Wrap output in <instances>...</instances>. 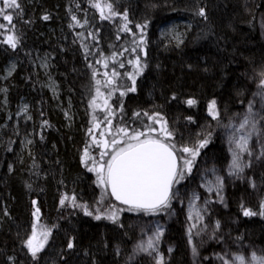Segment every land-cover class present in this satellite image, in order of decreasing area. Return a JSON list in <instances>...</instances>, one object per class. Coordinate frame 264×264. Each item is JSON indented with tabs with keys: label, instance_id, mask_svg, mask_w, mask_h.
Masks as SVG:
<instances>
[{
	"label": "trees",
	"instance_id": "1",
	"mask_svg": "<svg viewBox=\"0 0 264 264\" xmlns=\"http://www.w3.org/2000/svg\"><path fill=\"white\" fill-rule=\"evenodd\" d=\"M18 3L19 9H10L0 2L13 16L9 24L0 15L6 25L0 28V264H152L135 259L137 230L127 219L128 210L143 211L115 203L84 164L96 100L120 110V121L112 119L117 126L174 144L179 157L180 148L207 141L205 155L225 169L222 133L249 109L247 103L257 108L249 81L264 80V0ZM109 3L118 15H109ZM201 8L206 16L197 14ZM168 24H177L182 42L163 36ZM9 35L18 39L15 48L6 42ZM137 59L142 71L133 84L129 75L136 73ZM212 101L219 118L211 116ZM24 106L27 113L20 116ZM261 109L264 116V103ZM165 128L171 137L161 133ZM263 166L258 199L247 185L226 193L218 240L230 255L264 252ZM99 201L102 211L123 215H97ZM244 209L257 214L245 216ZM38 223L50 234L34 258L26 242ZM168 229L176 249L164 264H193L183 227ZM216 239L209 234L206 242Z\"/></svg>",
	"mask_w": 264,
	"mask_h": 264
},
{
	"label": "rangeland",
	"instance_id": "2",
	"mask_svg": "<svg viewBox=\"0 0 264 264\" xmlns=\"http://www.w3.org/2000/svg\"><path fill=\"white\" fill-rule=\"evenodd\" d=\"M261 26L264 37V18L261 19ZM161 32L163 36H170L179 41V43L182 42L177 24H168ZM41 64L47 70V64ZM134 67L136 73L130 74V78H137L140 75L141 63L139 62V66H137V63H134ZM12 70V68L9 69L8 75L12 73ZM49 82L50 90L56 94L55 82L51 79ZM262 82H258L256 78L249 81L252 87L251 93L254 92L253 97L257 102V108H251V102L247 103L249 109L244 111L240 119L230 122L222 133L221 146L225 149V153H227L225 169L221 167L220 164L222 162H219L216 157L211 156V158L205 155V147H200V143L195 144L191 148L198 151V155L194 160H192L189 153L179 152L180 171L183 170V161L185 159L192 160V168L190 173H185L184 178L179 183H176L174 193L178 191L179 195L174 196L169 208L150 213L131 212L128 210L130 216L128 215L127 219L132 220V225L137 230V236L133 246L135 259L143 258L149 260L152 264H160V257L162 256L164 264L176 249L173 243H169V238L167 237L169 232L168 227L170 225L183 227L189 242V252H191V262L193 264H225V261H227V264H239L236 257L241 256L244 258L245 264H258V261L253 258V255L256 258H264V252L257 253L254 249H247V254L241 252L230 255L228 253L230 250L218 240L220 232L223 231L225 225L222 221V209L225 208L224 200L227 191L242 188L247 185L253 193H256V195L254 193L255 199H258L256 192L258 191L257 173L261 171L259 169L264 165V116L260 114L262 111L261 107L264 103V83ZM101 100L102 97L96 100L100 104L97 103L92 110V113L94 112L91 116L93 124L90 126L89 140L85 149V151L87 150V156H85L84 152V164L89 171L94 167L98 168L102 164L106 166L113 152L130 142L123 133L118 131L121 128L126 129V126L120 127V125L117 126V123L113 122L115 118H117V121H120L118 119L120 110L115 107H109L107 103H103ZM220 111L218 104L215 103L216 115L214 116L211 113V116L219 118ZM26 113L27 108L24 106L21 109L20 116H24ZM245 117L248 118L249 123L244 129H240L239 125L243 123ZM253 123H255L254 129ZM113 128L114 130L112 131ZM249 132L252 135L248 139L247 147L251 154H249V151L242 152L237 146L239 137L241 135L247 136ZM161 133H164V131ZM98 134L103 135L106 140H100ZM128 134L129 136L132 135L131 133ZM113 139L118 141L115 146L111 144ZM105 141L108 142L107 148L104 146ZM234 152L240 155V162L244 169L238 174H232L231 165ZM102 153H104L103 156L101 155ZM90 172L96 176L98 184L101 185L98 180L97 171ZM220 180H222V185L219 182ZM253 184L255 187H253ZM101 187L106 189L102 185ZM195 197H198V199ZM67 204L71 205L72 203L66 202L63 206ZM69 205L65 207L70 208ZM102 207L103 204L99 201V206L95 208L97 215L104 218L105 216L109 217L113 214H115V217H120L124 213L123 211L122 214H119L121 213L120 211L117 213L111 209L102 211ZM217 222H219V227L216 226ZM38 224L36 239L37 242H42V232H44L46 226L41 223ZM209 234L215 236L217 239L206 242V237ZM149 240L152 241L153 248H147ZM139 245H144L147 251L141 250L138 247ZM193 248H195V253L193 252Z\"/></svg>",
	"mask_w": 264,
	"mask_h": 264
},
{
	"label": "snow or ice",
	"instance_id": "3",
	"mask_svg": "<svg viewBox=\"0 0 264 264\" xmlns=\"http://www.w3.org/2000/svg\"><path fill=\"white\" fill-rule=\"evenodd\" d=\"M4 5L10 9H19L20 4L18 0H3ZM109 9V15H118L112 11V5L109 3L105 5ZM95 7L101 10V15L104 19H108L109 16H104L103 8L99 3ZM200 16H206L205 10L201 8L197 13ZM0 15L3 19L11 24L13 16L6 13L5 8H0ZM44 19H48L47 16ZM76 17L73 16V20ZM124 19H127V15L124 14ZM79 23V21H77ZM0 28H6V25L0 24ZM125 30H128L125 26ZM13 48L16 47L18 39L15 36L9 35L6 40ZM137 66H139V59L136 61ZM106 66V65H105ZM123 67V65H121ZM142 71V69H140ZM118 75L113 72V76ZM133 84L135 83V78L133 77ZM264 83V82H262ZM130 91H135V88L129 89ZM99 94V89H97ZM95 103V101H93ZM187 103L192 105L195 103L194 100H188ZM26 110V109H25ZM210 112L215 116V101H212L210 107ZM139 115V114H137ZM110 123V122H109ZM249 123L247 117H245L243 123L239 125L240 129H244ZM255 128V123H253V129ZM120 133H123L125 137L128 138V143L125 146L120 147L118 150L114 151L108 160L106 166L100 165L98 168L94 167L90 171H97L99 183L106 189H110V194L115 197L116 200L121 201L124 204L130 205L131 209L144 210L146 212H157L169 208L171 200L174 196L179 195L178 191L173 193V186L179 183L185 176V173H190L192 168V160L198 155V151L183 147L179 151L182 153H189L192 160L185 159L183 161V170H178L177 157L175 145L171 143H165L160 139L152 138L147 136L144 132H134L129 136L126 129H119ZM154 131V130H153ZM165 137H171L172 133L164 129ZM252 135L251 132L245 135H241L238 139L237 146L243 151H249L247 144L248 139ZM144 137V139H141ZM99 143V142H97ZM118 143L117 140L113 139L111 144L115 146ZM207 141L200 144L203 147ZM104 146L108 147V142H104ZM249 154L250 151H249ZM102 156L104 153L101 154ZM85 156H87V150L85 151ZM241 157L238 153H233L232 160V174H238L244 169L241 165ZM222 185V180L219 181ZM253 187L255 185L253 184ZM198 199V197H195ZM67 199V197H66ZM73 201L75 198H72ZM64 201H61L63 204ZM130 209V210H131ZM91 215V213H87ZM243 214L245 216L256 215L251 209H244ZM261 215H264V203L261 205ZM35 216H39V208L36 209L34 213ZM109 219H115V214L108 217ZM96 219H100L99 216ZM217 227H219V222H217ZM50 234L49 231L42 232L43 241L37 242L35 230L32 233V237L27 240L26 245L31 251L32 256L35 258L37 253H39L44 244L47 242V237ZM159 236V233H158ZM158 238V237H157ZM74 244L72 242L68 243V248H73ZM143 251H147V248H153L152 241H148L147 248L144 245H139ZM195 253V248H193ZM253 258L258 261V264H264V258ZM221 259H223L221 257ZM239 264H245L244 258L236 257ZM160 264H163V257H160ZM227 264V261H225Z\"/></svg>",
	"mask_w": 264,
	"mask_h": 264
},
{
	"label": "water",
	"instance_id": "4",
	"mask_svg": "<svg viewBox=\"0 0 264 264\" xmlns=\"http://www.w3.org/2000/svg\"><path fill=\"white\" fill-rule=\"evenodd\" d=\"M176 157H177V164H178V170H179L180 163H179V158H178L177 153H176ZM173 187H174V186H173ZM109 192H110V189H109ZM110 195H111V194H110ZM111 197H112V199L114 200V202H116L117 204H119V205H121V206H124V207H127V208H131L130 205L124 204V203H122L121 201L116 200L114 196L111 195ZM143 211H144V210H143Z\"/></svg>",
	"mask_w": 264,
	"mask_h": 264
}]
</instances>
